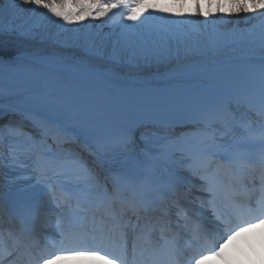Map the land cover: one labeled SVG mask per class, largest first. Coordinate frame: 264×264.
<instances>
[{
    "label": "snow or ice",
    "instance_id": "6c2138e0",
    "mask_svg": "<svg viewBox=\"0 0 264 264\" xmlns=\"http://www.w3.org/2000/svg\"><path fill=\"white\" fill-rule=\"evenodd\" d=\"M188 3L189 0H5L0 4V12L6 11L14 17L17 13L43 10V15L68 25L89 17L93 20L109 17L120 9L125 10L124 20L140 21L141 24L149 18L146 15L149 12L161 14L159 19L166 15L207 18L213 14L202 10L201 0H191L194 12L173 10ZM213 5L218 13L255 14L256 18H264V0H207L209 9ZM122 28L107 50L103 45L88 44L84 54L94 57L97 63H81L71 80L54 78V74L65 67L58 57L34 58L35 63L45 62L52 74L36 79L39 91L33 97L35 102L52 110L74 112L134 105L164 110L179 103L178 98L145 95L131 89L111 91L114 82L121 78L118 70L149 67L153 60L159 62L161 59L179 62L202 57L207 62H214L223 46L242 40L235 34L215 32L200 39L167 29H141L134 23ZM17 31L11 20L0 23V37L4 34L12 36ZM19 35L28 40L38 38V33L31 28L19 30ZM260 40L264 46V34ZM21 60L22 53L16 50L14 42L0 38V65L16 66ZM253 92L260 106L257 114L261 122L257 128L243 122L237 125L220 110L204 117L209 127L201 131L195 144L186 143V133H180L161 135L156 143L141 146L135 129H128L115 139L107 150L114 154L112 162L119 164V172L111 186L103 188L107 206L100 217V227L96 226L98 209L79 203L73 209L70 200L55 194L58 187L62 190L79 187V183L74 184V178L64 170L62 158L54 150L58 146L55 136L51 137L50 143L46 127H41V139L30 133L24 134L20 128H10L11 134L27 135L29 139L10 144L8 158L0 155V163L29 168V183L22 191L36 187L46 190L48 201L54 205L50 209L55 216L54 229L46 243L33 241L32 245L25 246L28 249L26 264H58L61 261H74L75 264H202L208 257L230 264L224 253L226 244L244 233L264 227V63L260 65L259 83ZM140 139H144L143 133ZM253 144L259 145V152L255 160L250 161L248 157ZM177 165H184L204 182L201 187L209 193V203L214 206L213 219L191 229V240L185 244L168 246L165 241L164 246H160V240H154L151 235L155 225L147 214L160 187L159 173L164 171L172 175L169 183L172 189L182 179L175 175ZM221 170L228 177L226 185L219 179ZM218 201L223 205V211L215 210ZM42 204L21 201L17 204V211L22 218H34L39 215L38 208ZM0 209L7 211L2 195ZM88 212L92 213L91 229L81 223L87 219L81 213ZM128 212L136 216L133 228L140 231L130 248L124 231L130 222V218L126 219ZM141 212L145 214L143 218ZM141 219L144 221L142 226ZM117 234L120 242L111 247L107 241ZM33 247L37 250L32 251ZM11 255L8 245L0 242V264H6Z\"/></svg>",
    "mask_w": 264,
    "mask_h": 264
},
{
    "label": "bare ground",
    "instance_id": "6f19581e",
    "mask_svg": "<svg viewBox=\"0 0 264 264\" xmlns=\"http://www.w3.org/2000/svg\"><path fill=\"white\" fill-rule=\"evenodd\" d=\"M202 2L204 11H211L213 13L207 18L199 15H166L164 19L171 25L174 24V21H178L181 24V32L200 39H206L214 32L217 34H235L237 37H242L239 45L229 49L223 46L214 57V62H207L202 57L191 58L187 61H170L169 63H164L165 60L161 59L158 63L151 64L149 67L121 68L118 70L122 74L121 78L114 82L110 90L128 88L133 90L155 87L174 77L207 72L221 67L238 66L244 63L239 57L243 54L252 55L257 58L251 64L261 65L264 63V46H262L260 40L261 35L264 34V18H256L255 14L233 12L228 15L218 13L215 5L209 9L207 7V0H201ZM173 10L190 13L194 12L195 8L191 0H189V3L183 8L176 7ZM150 14L151 12L146 15L150 16ZM1 15L2 12H0V17ZM160 15L154 12L153 19ZM118 18L116 14L113 15L112 19H108V17L99 20H93L90 17L86 18L81 22L74 23L72 32H66V35L61 37V40L58 34L53 38L50 36L48 39L46 34H43V37L38 35V38L35 40L17 37L14 34L12 36L4 34L0 37L4 40H12L16 50L22 53V60L18 65L11 67L0 65V114H3L1 117L2 122L0 123L2 124L0 125V139L4 138V132L9 130L7 127L9 121H12L19 115H25V121L30 123V125H36L39 129L37 136H35L36 139L42 138L41 127L46 125L50 137L49 142L51 143V137L55 136L58 146L54 150L57 153H61L65 149L64 145H66L63 142L65 138L62 136V130L65 126L73 125L78 128L80 125H93L94 122L100 120L103 122L107 118L104 112H106L108 107L94 112H74L71 110H52L49 107L36 103L33 98L39 91L36 86V79L52 74L45 62L35 63L34 58L58 57L63 61L65 67L63 70L56 72L54 78L63 81L71 80L77 66L81 63H97L94 57L84 54V49L89 43L103 45L106 50L109 48L111 37L117 33L114 20H118ZM249 33H252L251 38L248 37ZM59 43H62V48H59ZM41 115H45L49 119L45 120L40 117ZM54 120L57 122H54ZM111 120L117 121L113 118ZM18 122L20 123V121ZM26 127L31 128L29 124H26ZM87 133L90 137H94L91 133ZM156 135L154 136L156 137ZM83 136L84 132L80 131L79 138ZM181 194L186 200L189 198L185 188H183L179 195Z\"/></svg>",
    "mask_w": 264,
    "mask_h": 264
},
{
    "label": "rangeland",
    "instance_id": "374dc122",
    "mask_svg": "<svg viewBox=\"0 0 264 264\" xmlns=\"http://www.w3.org/2000/svg\"><path fill=\"white\" fill-rule=\"evenodd\" d=\"M24 15H25V12H23V13H17L15 16H14V19H16L17 21H21V20H24ZM43 21H44V25H43V28L45 27V26H48L49 27V31H51V23H52V21H53V18H49V17H44V19H43ZM139 26H140V28L141 29H149V30H162V29H167V30H169V31H171L169 28H167V27H154L153 25H152V23H147V24H141L140 22H139ZM42 30V29H41ZM41 30H39L40 31V36H42L43 37V34H46L45 32H43V31H41ZM66 32L67 33H70V30H69V25L68 24H66L65 25V28L63 29V31H62V33H63V35H65L66 34ZM46 36H47V34H46ZM62 37V36H61ZM162 60H164V59H162ZM169 60H165V62L167 63ZM164 62V63H165ZM170 62V61H169Z\"/></svg>",
    "mask_w": 264,
    "mask_h": 264
},
{
    "label": "clouds",
    "instance_id": "9594fccd",
    "mask_svg": "<svg viewBox=\"0 0 264 264\" xmlns=\"http://www.w3.org/2000/svg\"><path fill=\"white\" fill-rule=\"evenodd\" d=\"M202 264H205V262H202Z\"/></svg>",
    "mask_w": 264,
    "mask_h": 264
}]
</instances>
